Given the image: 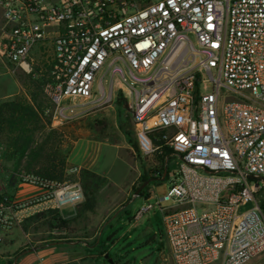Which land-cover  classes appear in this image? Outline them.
<instances>
[{
    "label": "built area",
    "instance_id": "2783aa9c",
    "mask_svg": "<svg viewBox=\"0 0 264 264\" xmlns=\"http://www.w3.org/2000/svg\"><path fill=\"white\" fill-rule=\"evenodd\" d=\"M0 16V57L43 79L57 123L87 110L70 101H123L131 150L163 161L173 264H264V0H0ZM15 180L34 192L1 190L0 245L84 201L78 183Z\"/></svg>",
    "mask_w": 264,
    "mask_h": 264
},
{
    "label": "rangeland",
    "instance_id": "374dc122",
    "mask_svg": "<svg viewBox=\"0 0 264 264\" xmlns=\"http://www.w3.org/2000/svg\"><path fill=\"white\" fill-rule=\"evenodd\" d=\"M0 68V95L18 88L21 92L17 95H22L26 76L20 71L2 69L1 62ZM118 98L105 103L70 101L73 108L87 110L69 114L62 123L51 118V128L64 134L60 144L66 156L64 181L78 183L84 201L74 208L76 214L71 218L68 217L73 211L62 210L60 218L68 222L65 232L53 230L46 221L32 217L25 220L17 232L12 233L18 237H13L16 244L8 245L13 255L52 244L83 243L87 246L83 248L84 254L90 256L88 258L94 264H108L107 259H112L115 264H173L162 213L156 204L157 199L166 194V182L152 181L139 197L133 198L137 188L155 178L154 172L162 165V159L157 156L141 158L131 150L130 116L123 101L117 102ZM4 150V141L0 138V192L5 190L1 169ZM73 168L77 171L70 173L68 170ZM87 192L94 202L90 211L85 209ZM262 202L264 205V198ZM148 204L153 209L135 219L137 212ZM11 238L12 235L6 240ZM105 255L107 259H104Z\"/></svg>",
    "mask_w": 264,
    "mask_h": 264
},
{
    "label": "trees",
    "instance_id": "16d2710c",
    "mask_svg": "<svg viewBox=\"0 0 264 264\" xmlns=\"http://www.w3.org/2000/svg\"><path fill=\"white\" fill-rule=\"evenodd\" d=\"M43 82L42 78L26 76L23 94L0 102V138L5 146L1 169L9 174L11 185L15 184V174L20 170L36 171L58 182L65 178L66 156L60 148L64 134L51 128L54 105L43 93ZM119 101L122 100L118 98ZM162 172L163 161L154 175L161 178ZM89 195L87 192L85 209L88 211L94 206ZM32 218L48 222L53 230H68V222L60 218L58 211L50 210Z\"/></svg>",
    "mask_w": 264,
    "mask_h": 264
},
{
    "label": "crops",
    "instance_id": "0c3cea01",
    "mask_svg": "<svg viewBox=\"0 0 264 264\" xmlns=\"http://www.w3.org/2000/svg\"><path fill=\"white\" fill-rule=\"evenodd\" d=\"M0 62L2 65V69H10V67H8L3 60H0ZM20 92L21 91L18 88L17 91H12L5 95H0V102L6 101L7 98L18 96L17 94ZM2 174L4 175L2 179L5 180L3 181L5 191L13 193L14 195L19 197H24L34 192L32 189L19 187L16 182L14 185L9 184L7 180L9 178V174H7L6 172H3ZM70 210L73 211V214H71L68 218H71L76 214L74 209ZM18 228L19 227L15 228L14 230L17 232ZM14 230L12 231V233L15 232ZM12 233L8 236L10 239V236L12 235L11 240L9 241L5 239L4 242L0 245V264H94L93 260H90L88 258L90 256L84 254L83 248L87 246L83 243L52 244L50 246H41L35 250L23 251L18 256H15L13 255V251H10L8 247L9 243L16 244V241H14L13 237L17 236H13L14 233ZM17 238L15 239L17 240Z\"/></svg>",
    "mask_w": 264,
    "mask_h": 264
},
{
    "label": "water",
    "instance_id": "95a60500",
    "mask_svg": "<svg viewBox=\"0 0 264 264\" xmlns=\"http://www.w3.org/2000/svg\"><path fill=\"white\" fill-rule=\"evenodd\" d=\"M162 180H163V177L161 178V181H162ZM152 181H155V179L148 180V181L144 182L139 188H137V189L135 190L134 194H133V198H137V197H139V195H140L141 191L144 189V187L147 186V185H148L150 182H152ZM161 181H160V182H161ZM107 258H108V256L105 255V256H104V259H107ZM107 263H108V264H115V263L113 262L112 259H107Z\"/></svg>",
    "mask_w": 264,
    "mask_h": 264
}]
</instances>
